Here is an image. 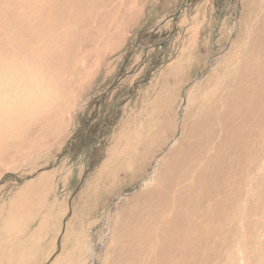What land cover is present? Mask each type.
Returning <instances> with one entry per match:
<instances>
[{"label":"rangeland","instance_id":"obj_1","mask_svg":"<svg viewBox=\"0 0 264 264\" xmlns=\"http://www.w3.org/2000/svg\"><path fill=\"white\" fill-rule=\"evenodd\" d=\"M81 13L66 26L57 65L66 77L46 73L42 92L26 83L8 103L14 119L33 91L51 96L30 112L36 130L16 129L0 153V264H13L14 251L23 264H163L161 239L135 256L125 212L184 146L181 131L202 117L216 83H237L242 54L264 38V0H100ZM261 126L258 148L247 138L234 148L258 160L248 180L264 174V112ZM254 191L245 187L241 206L252 208L235 215L236 230L228 216L219 238L231 247H214L213 264H264V201L254 209ZM208 252L204 242L196 257Z\"/></svg>","mask_w":264,"mask_h":264},{"label":"bare ground","instance_id":"obj_2","mask_svg":"<svg viewBox=\"0 0 264 264\" xmlns=\"http://www.w3.org/2000/svg\"><path fill=\"white\" fill-rule=\"evenodd\" d=\"M99 2L0 0V153L7 137L12 134L15 137L16 129L36 130L32 113L37 111L33 107L51 99L45 91L38 95L33 91L27 96L33 105L28 104L25 114L13 119L14 111L8 108V103L16 100H10L12 93L20 92L26 83L29 89L38 84L37 90L42 92L44 84L52 82L46 73L66 77L65 66L57 68L66 58V26L78 23L89 3L94 6ZM237 68L233 76L237 83H228V87L216 83L202 117L181 131L185 135L184 146L176 156L167 159L154 186L138 195L141 203L125 212L128 221L122 229L130 234L127 236L135 256L147 251L143 244L149 239H161L159 256L163 264H182L183 259L188 264H213L218 257L214 247L219 250L231 247L227 238H219L228 216L229 225H233L235 215L242 209L252 208L241 206L245 187L251 184L255 188L254 209L264 201V174L257 173L251 180L247 177L257 167L255 154L246 159L242 147L238 153L234 151L243 144L244 138L249 139L248 146L253 150L260 144L257 135L262 130L264 112V103L259 105L264 94V38L242 54ZM250 89L254 94H250ZM28 113L32 120L26 118ZM43 125L46 127L49 123L45 121ZM142 146L141 143V149ZM139 155L129 165H135ZM231 187H234L233 198L228 197ZM229 207L233 208L230 214ZM157 228L162 230L161 235L156 232ZM233 228L236 230L234 225ZM204 242L209 243V252L200 261L196 255ZM20 255L14 251L9 260L23 264Z\"/></svg>","mask_w":264,"mask_h":264}]
</instances>
